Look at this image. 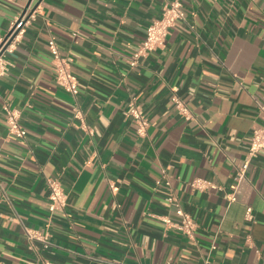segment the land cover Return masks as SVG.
Segmentation results:
<instances>
[{"label": "crops", "instance_id": "1", "mask_svg": "<svg viewBox=\"0 0 264 264\" xmlns=\"http://www.w3.org/2000/svg\"><path fill=\"white\" fill-rule=\"evenodd\" d=\"M166 1L0 0V39L29 3L32 14L0 74V264H264V150L237 177L264 122V0H182L187 21L131 65ZM51 40L72 57L77 95L56 82ZM5 104L24 138L8 131ZM49 177L69 194L53 218ZM198 178L223 189L199 190ZM172 195L194 238L164 222L179 220Z\"/></svg>", "mask_w": 264, "mask_h": 264}, {"label": "built area", "instance_id": "2", "mask_svg": "<svg viewBox=\"0 0 264 264\" xmlns=\"http://www.w3.org/2000/svg\"><path fill=\"white\" fill-rule=\"evenodd\" d=\"M31 15L30 10L27 9L24 13L16 17V19L12 22L8 33L0 39V74H4L7 71L8 61L6 60V55L13 52L17 47L26 31L27 26L29 25ZM179 20L187 21L186 11L182 0H167L163 5L162 15L159 18L153 19L148 25L146 36L141 42L138 50L133 55L130 62L131 65H137L140 58L148 57L152 52L164 47L170 29L174 27ZM49 46L53 56L56 82L73 95H77L79 92V82L78 77L72 70V57L63 55L60 51L59 45L54 40L49 42ZM174 100L179 113L185 118L190 119L192 114L186 102L178 96H175ZM4 108L6 111L8 131L12 135L24 138L27 134V130L21 123V112L8 104H5ZM260 110L264 114V103L260 104ZM74 111V115L76 117L83 116L80 108L75 107ZM127 114L134 118L137 124L138 134L140 136L146 135L150 122L142 107L133 100ZM262 150H264V122L262 126L255 129L252 133L247 157L243 163L238 166L237 177L239 180L245 178L247 169L249 168L251 162L259 156ZM47 185L49 188L50 218H53L56 214H65L69 194L65 191L61 179L58 177H49L47 179ZM191 185L199 190H206L208 188L223 189L208 180L199 178L193 180ZM233 187L235 188V186ZM235 199V193H230L229 200L233 201ZM169 201L175 207L179 220L177 222H172L170 218L164 217V222L167 225L174 226L188 237L194 238L198 224L193 216L182 207L178 199L173 195L169 197ZM253 218V208L249 206L246 210V219L252 220ZM25 232L30 240H41L44 242L45 246H49L52 243L50 240L51 233L49 231L41 233L38 230L26 227ZM111 264L125 263L111 262Z\"/></svg>", "mask_w": 264, "mask_h": 264}, {"label": "water", "instance_id": "3", "mask_svg": "<svg viewBox=\"0 0 264 264\" xmlns=\"http://www.w3.org/2000/svg\"><path fill=\"white\" fill-rule=\"evenodd\" d=\"M29 5H30V3L28 4V7H29ZM28 7L26 8V10L28 9ZM26 10H25V11H26Z\"/></svg>", "mask_w": 264, "mask_h": 264}]
</instances>
